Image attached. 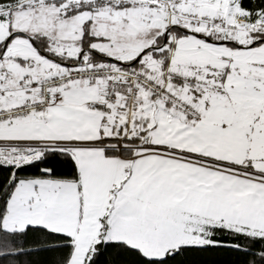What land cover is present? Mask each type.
<instances>
[{"label": "snow or ice", "instance_id": "1", "mask_svg": "<svg viewBox=\"0 0 264 264\" xmlns=\"http://www.w3.org/2000/svg\"><path fill=\"white\" fill-rule=\"evenodd\" d=\"M0 264H264V0H0Z\"/></svg>", "mask_w": 264, "mask_h": 264}]
</instances>
